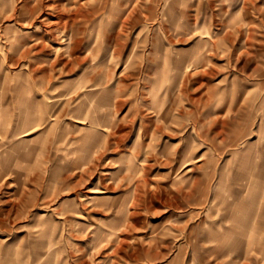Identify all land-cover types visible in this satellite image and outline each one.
<instances>
[{"label": "rangeland", "instance_id": "374dc122", "mask_svg": "<svg viewBox=\"0 0 264 264\" xmlns=\"http://www.w3.org/2000/svg\"><path fill=\"white\" fill-rule=\"evenodd\" d=\"M200 3L0 0V264H264V0Z\"/></svg>", "mask_w": 264, "mask_h": 264}, {"label": "crops", "instance_id": "0c3cea01", "mask_svg": "<svg viewBox=\"0 0 264 264\" xmlns=\"http://www.w3.org/2000/svg\"><path fill=\"white\" fill-rule=\"evenodd\" d=\"M200 1H201V0H199V6H200V4H201ZM258 173H264V171L262 170V171H259ZM256 186H258V185L256 184ZM253 192H255V191H253ZM233 247H234V248H231V250H232L233 252H244V253L246 252V249H245L246 247H243V246H242L241 248H239L238 245H234Z\"/></svg>", "mask_w": 264, "mask_h": 264}]
</instances>
